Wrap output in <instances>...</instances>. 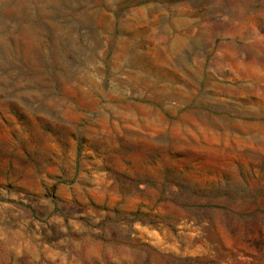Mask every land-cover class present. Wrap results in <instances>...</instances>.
<instances>
[{
  "label": "rangeland",
  "instance_id": "obj_1",
  "mask_svg": "<svg viewBox=\"0 0 264 264\" xmlns=\"http://www.w3.org/2000/svg\"><path fill=\"white\" fill-rule=\"evenodd\" d=\"M0 264H264V0H0Z\"/></svg>",
  "mask_w": 264,
  "mask_h": 264
}]
</instances>
